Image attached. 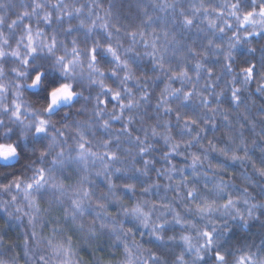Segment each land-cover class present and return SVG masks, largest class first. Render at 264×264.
<instances>
[{"label":"clouds","instance_id":"clouds-1","mask_svg":"<svg viewBox=\"0 0 264 264\" xmlns=\"http://www.w3.org/2000/svg\"><path fill=\"white\" fill-rule=\"evenodd\" d=\"M0 264H264V0H0Z\"/></svg>","mask_w":264,"mask_h":264}]
</instances>
